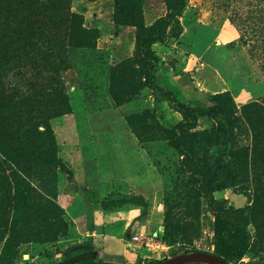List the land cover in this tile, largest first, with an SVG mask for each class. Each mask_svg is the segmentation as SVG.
I'll use <instances>...</instances> for the list:
<instances>
[{
    "label": "rangeland",
    "instance_id": "obj_1",
    "mask_svg": "<svg viewBox=\"0 0 264 264\" xmlns=\"http://www.w3.org/2000/svg\"><path fill=\"white\" fill-rule=\"evenodd\" d=\"M118 1L0 0V264L217 251L214 217L171 144L181 115L147 84L137 51L171 0H144L129 24ZM152 48L158 82L180 101L210 106L201 94H218L226 105L233 150L197 147L195 165L220 158L230 170L233 186L215 196L245 209L249 241L233 264H264V0H186ZM213 125L200 116L196 130ZM21 194L49 209L57 241L44 242ZM135 234L167 253L129 245Z\"/></svg>",
    "mask_w": 264,
    "mask_h": 264
},
{
    "label": "trees",
    "instance_id": "obj_2",
    "mask_svg": "<svg viewBox=\"0 0 264 264\" xmlns=\"http://www.w3.org/2000/svg\"><path fill=\"white\" fill-rule=\"evenodd\" d=\"M144 0H119V11L125 17L122 23L129 24L132 19L139 16V11ZM186 0H171L167 7L166 14L159 18L152 27L143 30L137 41L138 55L144 65L147 84L159 90L166 96L170 106L181 115V122L173 132L171 144L180 154V168L192 185L195 193L205 200L209 213L215 220V232L218 240L216 254L222 257L228 264H233L242 257L249 249V241L244 231L245 209L236 208L225 198H217V192L224 191L233 186L230 170L220 158L213 159L209 163L195 165V149L204 148L209 154L213 147L225 146L229 151L235 145V134L233 121L227 114V107L218 94L205 95L211 102L210 106H188L180 101L176 95L168 88L163 87L158 82L156 75L160 59L152 46L162 42L166 29L184 10ZM200 116H207L214 125L210 129L197 131V123ZM47 163L60 165L57 159H48ZM225 170V175L221 172ZM20 209L33 215L37 221L44 224L49 237L44 242H55L57 236L51 223L50 211L43 205L32 203L27 196L21 194L19 197ZM197 252L194 249H185L172 256ZM164 258L162 260H165ZM161 260V261H162ZM94 262L90 257L77 260L74 264H86ZM158 261H151L154 263ZM114 264V263H109ZM203 264V263H186Z\"/></svg>",
    "mask_w": 264,
    "mask_h": 264
},
{
    "label": "water",
    "instance_id": "obj_3",
    "mask_svg": "<svg viewBox=\"0 0 264 264\" xmlns=\"http://www.w3.org/2000/svg\"><path fill=\"white\" fill-rule=\"evenodd\" d=\"M186 263H203V264H228L222 257L203 251L192 252L169 257L165 260L146 263V264H186ZM86 264H109L104 262H92Z\"/></svg>",
    "mask_w": 264,
    "mask_h": 264
},
{
    "label": "built area",
    "instance_id": "obj_4",
    "mask_svg": "<svg viewBox=\"0 0 264 264\" xmlns=\"http://www.w3.org/2000/svg\"><path fill=\"white\" fill-rule=\"evenodd\" d=\"M129 245L131 244H139L142 246L145 244L146 247L152 248L151 250L154 252H157V254H162V253H167L169 247L168 245L164 244L161 242V240H158L156 238H150L147 235L145 236H139L138 234H135L131 237V240H129ZM157 254L155 257L150 256L151 258H156Z\"/></svg>",
    "mask_w": 264,
    "mask_h": 264
},
{
    "label": "crops",
    "instance_id": "obj_5",
    "mask_svg": "<svg viewBox=\"0 0 264 264\" xmlns=\"http://www.w3.org/2000/svg\"><path fill=\"white\" fill-rule=\"evenodd\" d=\"M106 244L107 245H105V248H106V250L108 252L113 253V252L116 251V249H117V245L116 244H114L113 242H108V243L106 242Z\"/></svg>",
    "mask_w": 264,
    "mask_h": 264
},
{
    "label": "bare ground",
    "instance_id": "obj_6",
    "mask_svg": "<svg viewBox=\"0 0 264 264\" xmlns=\"http://www.w3.org/2000/svg\"><path fill=\"white\" fill-rule=\"evenodd\" d=\"M204 83H205V82H204ZM208 86H210V87H211V85H208ZM208 86H207V87H208ZM211 88H212V87H211ZM208 214H209V213H208ZM213 235H214V234H213Z\"/></svg>",
    "mask_w": 264,
    "mask_h": 264
}]
</instances>
